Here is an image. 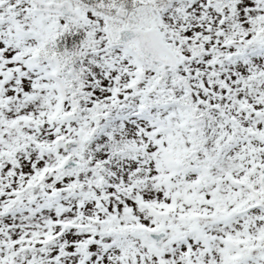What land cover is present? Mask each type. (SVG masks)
Here are the masks:
<instances>
[{
	"label": "snow or ice",
	"instance_id": "1",
	"mask_svg": "<svg viewBox=\"0 0 264 264\" xmlns=\"http://www.w3.org/2000/svg\"><path fill=\"white\" fill-rule=\"evenodd\" d=\"M0 264H264V0H0Z\"/></svg>",
	"mask_w": 264,
	"mask_h": 264
}]
</instances>
